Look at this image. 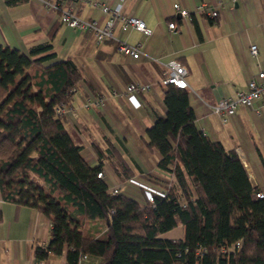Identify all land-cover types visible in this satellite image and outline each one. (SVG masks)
<instances>
[{
	"label": "trees",
	"instance_id": "obj_1",
	"mask_svg": "<svg viewBox=\"0 0 264 264\" xmlns=\"http://www.w3.org/2000/svg\"><path fill=\"white\" fill-rule=\"evenodd\" d=\"M26 1L5 0L11 6ZM58 28L51 26L49 39ZM52 48L39 43L26 53L0 44L1 195L35 207L51 224L50 239L33 246L30 264L64 246L65 264H84L82 254L97 257V264H264V195H256L237 151L196 125L188 93L163 84L166 112L156 115L144 138L160 154L157 169L137 177L167 193L141 205L108 191L97 176L102 162L87 161L90 152L56 112L59 103L70 105L83 75L71 57L53 61ZM116 158L122 177L132 176ZM92 220L105 221L104 235L81 230ZM178 224L181 238L159 236ZM238 239V250H221Z\"/></svg>",
	"mask_w": 264,
	"mask_h": 264
},
{
	"label": "crops",
	"instance_id": "obj_2",
	"mask_svg": "<svg viewBox=\"0 0 264 264\" xmlns=\"http://www.w3.org/2000/svg\"><path fill=\"white\" fill-rule=\"evenodd\" d=\"M175 1L189 10L188 16L175 11ZM76 6L79 16L104 22L106 16L97 7L82 1ZM209 8L217 9L215 19L209 17ZM123 13L141 17L152 28L150 35L131 28L121 31L119 25L114 28L120 38L141 42L143 53L138 57L119 53L111 37L96 42L93 32L62 23L58 11L46 7L42 0L12 6L0 0V44L27 53L33 45L50 42L56 53L53 61L71 57L78 65L83 76L69 105L76 114L64 113V125L90 152L87 161L91 165L102 162L109 187L126 179L117 155L126 161L132 176L157 169L160 154L146 146L145 129L156 115L166 112L161 82L164 62L177 60L186 67V79L193 88L187 93L196 125L226 148L238 149L251 183L264 192V115H258L254 107L240 105L222 122L212 110L220 95H234L264 69V0H123ZM168 21L175 23L173 30ZM54 24L59 28L49 39ZM251 44L257 45L256 54L250 52ZM133 80L148 83L149 89L136 91L129 99L123 93ZM112 90L120 94L112 95ZM89 95H103V105L84 107ZM255 106L264 110V97ZM125 194L145 204L143 192L135 185L128 183ZM50 227L49 219L35 207L4 200L0 190V264H30L33 246L50 239ZM81 230L104 235L105 221H84ZM159 236L181 238L183 226H173ZM81 261L97 264L98 258L86 255ZM40 262L65 264L66 246L59 255Z\"/></svg>",
	"mask_w": 264,
	"mask_h": 264
},
{
	"label": "built area",
	"instance_id": "obj_3",
	"mask_svg": "<svg viewBox=\"0 0 264 264\" xmlns=\"http://www.w3.org/2000/svg\"><path fill=\"white\" fill-rule=\"evenodd\" d=\"M46 7L49 9L57 10L59 20L62 23L69 25L74 29L91 31L94 34L96 42H101L106 37H111L116 40V50L119 53L128 54L132 57H138L143 53L141 42L130 43L125 39L120 38L114 33V28L119 25L120 30L124 31L126 29H137L144 33L145 35H150L152 33V28L149 27L145 21L137 15H126L123 13V0H117L114 3L105 2L101 0H42ZM82 1L87 4L97 7L103 14H105V19L102 24H100L96 19H88L79 16L76 13V2ZM234 1V0H233ZM202 6V5H201ZM173 8L182 17L189 15V10L183 6L179 1L173 3ZM208 15L210 18L215 19L218 15V11L215 8L208 9ZM168 28L173 30L176 25L173 21H168ZM258 51L256 44L250 45V52L256 54ZM165 69L163 71V76L161 78L162 84L172 83L177 87L182 88L186 92H192L193 88L188 83L187 69L186 67L178 62L177 60L170 59L166 62ZM78 88V85H73L72 92L74 93ZM149 89V84L145 82H139L136 80L131 81L124 91V95L131 99L133 98L134 92L136 91H147ZM112 95H119L120 93L116 90H112ZM264 97V69H259L254 75H252L243 89L236 90L234 95H220L216 102L212 105V110L216 113L222 122H225L227 117L233 114L237 107L240 105L254 107L255 112L262 116L264 115V110L260 107L255 106L257 100ZM104 103L103 95H89L84 101L83 105L86 108L101 107ZM56 112L58 114H64L66 112H72L76 114V111L64 102L59 103L56 106ZM237 152H240L237 149ZM97 176L104 177L103 170L97 172ZM133 184L138 188H142L144 192L145 199L149 204H154L155 196L164 197L167 193V189L164 187L156 186L154 184H149L142 181L139 177L130 176L126 179L120 181L117 185L109 187L110 193H125L127 185ZM256 195L263 197L264 192L262 190H257ZM242 240L238 239L232 242L228 246L222 245V251H236L241 247ZM86 255L82 254L80 260L85 258ZM40 264H42L40 262Z\"/></svg>",
	"mask_w": 264,
	"mask_h": 264
},
{
	"label": "rangeland",
	"instance_id": "obj_4",
	"mask_svg": "<svg viewBox=\"0 0 264 264\" xmlns=\"http://www.w3.org/2000/svg\"><path fill=\"white\" fill-rule=\"evenodd\" d=\"M92 109V108H91ZM75 139V138H74ZM262 174L264 175V168H262Z\"/></svg>",
	"mask_w": 264,
	"mask_h": 264
}]
</instances>
